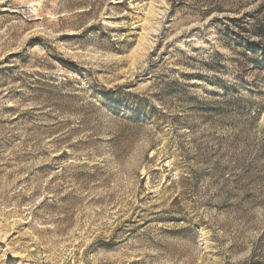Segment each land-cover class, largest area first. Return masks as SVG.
Masks as SVG:
<instances>
[{"label": "rangeland", "instance_id": "374dc122", "mask_svg": "<svg viewBox=\"0 0 264 264\" xmlns=\"http://www.w3.org/2000/svg\"><path fill=\"white\" fill-rule=\"evenodd\" d=\"M0 264H264V0H0Z\"/></svg>", "mask_w": 264, "mask_h": 264}]
</instances>
